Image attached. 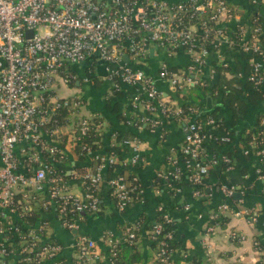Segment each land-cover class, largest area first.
<instances>
[{
  "label": "built area",
  "instance_id": "built-area-1",
  "mask_svg": "<svg viewBox=\"0 0 264 264\" xmlns=\"http://www.w3.org/2000/svg\"><path fill=\"white\" fill-rule=\"evenodd\" d=\"M251 2L259 6L264 0ZM234 17L227 0H0V264H58L60 247L51 240L49 222L43 218L51 210L63 230L76 233L74 264H113L120 245L140 242L138 225L122 229L117 237L108 233L102 238L103 256L95 240L77 234L84 218L99 211L102 184L119 212L141 203L143 191L136 176L114 171L104 178L117 159L112 152L94 148L105 124L86 111L82 94L72 93L79 81L87 82L72 71L76 63L100 62L115 93L123 86L132 90L135 113L126 126L157 129L169 121L183 123V161L170 162V175L186 174L195 196L210 168L219 164L233 168L228 156L206 149L209 140L231 144L222 122L195 118L198 110L189 106L184 110L181 97L204 85L209 53L226 45L248 57L246 81L264 99L262 28L254 19L252 26L229 35L220 23ZM154 47L168 56L182 51L188 65L180 70L170 69L164 61L151 65L149 49ZM139 106L143 112L138 113ZM58 111L64 112V122L54 119ZM207 129L223 135L212 138ZM91 134L92 140L85 143ZM260 138L252 137L244 155L254 151L262 157ZM119 146L129 151L128 159L119 163L133 171L141 163L139 141L121 139ZM70 154L75 160L68 166ZM72 181L80 183V194L71 192ZM222 191L227 198L235 189ZM228 210L225 203L219 205L209 220L219 221ZM36 211L43 215L35 223L22 222ZM158 212L144 233L156 248L151 264H173V230L167 228L171 219L162 208ZM254 248L264 256V247L254 243Z\"/></svg>",
  "mask_w": 264,
  "mask_h": 264
},
{
  "label": "crops",
  "instance_id": "crops-1",
  "mask_svg": "<svg viewBox=\"0 0 264 264\" xmlns=\"http://www.w3.org/2000/svg\"><path fill=\"white\" fill-rule=\"evenodd\" d=\"M227 2L235 12V17L221 22V29L233 35L239 28L250 27L252 21L257 18L264 36V3L254 6L251 0ZM243 58L237 49L230 46L221 45L212 50L203 69L204 85H216L220 67L228 68L229 73L225 75L227 79L245 84L247 75L244 71L248 62ZM149 61L151 65L164 61L172 70H180L188 65V58L182 51L168 56L156 47L152 56H149ZM83 66V74L79 77L86 78L87 82L79 81L74 85L72 93L82 94L85 100L90 97L91 100L86 101V111L103 119L105 128L99 144L102 151L119 146L122 138H136L139 141L141 163L134 167L132 172L138 178L143 195L141 203L132 204L119 212L113 206L107 186L102 184L100 204L103 206V214L86 216L77 234L95 240L99 254L105 256L106 249L101 243L106 234L112 233L117 237L122 229L138 225L142 231L139 242L142 251L135 264H151L153 255L148 257L151 255V244L145 237L147 230H143V227L155 222L159 215L158 208H162L171 219L173 239L170 260L173 264H257L262 254L255 250L254 243L264 247V179L260 178L264 177V154L261 158L257 157L254 151L244 155L248 145L238 143V140L249 133L252 137L260 135L264 149V126L259 124L260 130L256 123L257 115L264 112V99L256 104H249L246 112L241 115L238 112L239 115H234V110L222 103L223 95L219 90L212 93L208 91L204 100L199 103L201 108L195 118L204 120L207 114L217 110V119L229 130L236 143L233 144L234 154L231 158L233 168L227 170L221 164L210 168L203 179L199 196H195V189L188 183L186 174L181 172L173 178L170 175L173 172L170 162L174 159L179 163L183 161L180 155L185 135L183 123L169 121L157 129H135L126 126L124 122L135 113L130 100L132 90L123 86L122 91L115 93L112 81L106 78L104 66L100 62L89 66V77L86 76V65ZM72 93L70 91V94ZM109 99L110 107L116 106V114L107 106ZM241 99L245 101V95L241 96ZM139 110L143 112L140 106L137 108L138 113ZM118 116L123 120L118 119ZM207 131L211 132L212 138L223 135L221 131ZM224 147L228 146L213 140L206 143L210 154L219 155ZM69 157L72 165L75 156L70 154ZM127 159L125 156L123 161ZM179 167L182 168L181 165ZM257 170H260L261 175ZM111 174L104 172V178ZM228 188H234L235 191L226 198L222 190ZM70 189L73 194L81 193L80 183L77 181L70 182ZM236 193L239 194L238 197H234ZM223 203L229 210L223 214L226 223L221 226L218 221H210L209 216ZM43 218L49 222L48 234L51 240L60 247L56 258L58 264H74L73 243L76 233L63 230L52 210L44 214ZM233 233L235 238L232 237ZM97 264L107 263L104 261Z\"/></svg>",
  "mask_w": 264,
  "mask_h": 264
},
{
  "label": "trees",
  "instance_id": "trees-1",
  "mask_svg": "<svg viewBox=\"0 0 264 264\" xmlns=\"http://www.w3.org/2000/svg\"><path fill=\"white\" fill-rule=\"evenodd\" d=\"M257 25L259 27H261L258 19H257ZM260 40H261V43H264V36L263 35L260 36ZM241 55L244 56L243 60L247 61L248 57L245 56L242 53H241ZM84 65H86V69H85L86 70L85 71L86 72V76L89 77V73H88L89 69L88 68H89V66H92V65L90 64V62H86V63H84ZM218 70L219 71H217V72L219 74V80L216 83V85H212V84L206 85L205 84V85H202L200 87L190 88L188 90L187 94L184 95V97H181L184 100V102H185L184 104H182V108L184 110L188 106L189 107H194L196 110H199V108H201L199 103L202 100H204V97H205V95H207L208 91H210V93H212L214 90H219V92L223 95V98L221 99L222 103L226 104L230 108H232L234 110V115L238 114V113L240 115L245 113L249 104H251V105L252 104H256L258 101L263 100V98L261 96V91L255 89L252 86L251 83L246 82L245 84L242 85V84L233 82V80H231V79H227L226 76H225V75H227L229 73V70H228L227 67H220ZM248 70H249V66H247V68L244 71V73L246 75L248 73ZM72 71L74 72L73 69H72ZM243 95H245V98H246L245 101H243L241 99V96H243ZM109 101H110V99L107 100V106L108 107H110ZM110 108H111V110L113 111L114 114L117 113L116 106H113V107H110ZM235 109H236V111H235ZM64 116L65 115H64L63 111H58L56 113V115L54 116V119L57 120V122H64V120H63ZM206 116L217 119V117H218L217 110H214V111L210 112ZM118 119L123 120L121 116H118ZM263 121H264V112H261L256 117V123H257V125H259V124L261 125V123ZM100 122L103 123V119H101V118H99L97 116V123H100ZM176 122L180 123L181 121L180 120H176ZM221 128L224 129L228 133V135H229V137L231 139V144L228 145L227 148L224 147L225 149H223L222 154L228 156L231 159L233 154H234V148H233L234 145L233 144H234V142L236 143V141L232 137V134L229 132V130L226 127L222 126ZM260 130H261V126H260ZM102 132H103V130L101 132H99V133L97 132V138L95 137L97 139V148L96 147H94V148L97 149V152L101 151V148H100L99 144H100V141H101ZM251 139H252V136H251V133H249V134L243 135V138L241 140H238V143H242L243 145H246V144L250 143ZM91 140H92V134L90 136H87L84 139V142L88 144ZM223 146H225V145H223ZM106 152L107 153L112 152V154L117 159V163L115 165H113L112 167H109L107 169L108 173H112L114 171H118L119 173H122V174L126 175L127 177L136 176L135 173L132 172V170H129V167L123 166V165H121L119 163L120 161L123 160V158L125 156L129 155V151L127 149H125L122 146H115V147H112V148L106 150L105 153ZM81 160L86 162L85 158L81 159ZM67 165L70 166L71 163L68 162ZM98 196H99V199H100V192H99ZM111 200L113 202V206L115 207L114 201H113L112 198H111ZM102 207H103L102 204H100V202H99V211H97L96 215L97 214H103ZM42 215H43L42 213H39L37 211L36 212H32V213H30V215L24 217L22 222L23 223H28V224H33V223H35L36 220L41 218ZM217 223L219 225L223 226V224L226 223V219H224L222 217ZM151 226H152V223L149 224V225L147 224V225H145L143 227V230H148ZM167 228L172 229V226L169 225V226H167ZM140 229L141 228H139L135 232L136 235L139 236V237H140L141 232H142ZM149 248H150L151 255H148V257H151L155 253L156 248L152 244L150 245ZM171 248H172V244H171ZM141 251L142 250L140 249V246H139L138 243L133 244L132 246L128 245V246H125V247L120 245L118 253H117V257L113 261V264H135L138 261V259L140 258V256H141ZM150 252L148 254H150ZM193 264H198V263H193ZM257 264H264V256L263 255H262L260 261Z\"/></svg>",
  "mask_w": 264,
  "mask_h": 264
},
{
  "label": "rangeland",
  "instance_id": "rangeland-1",
  "mask_svg": "<svg viewBox=\"0 0 264 264\" xmlns=\"http://www.w3.org/2000/svg\"><path fill=\"white\" fill-rule=\"evenodd\" d=\"M84 64H81V63H76V64H74L72 67H73V70H74V72L78 75V76H80V75H82L83 74V71H84V66H83ZM91 99H90V97H86V101H90Z\"/></svg>",
  "mask_w": 264,
  "mask_h": 264
},
{
  "label": "water",
  "instance_id": "water-1",
  "mask_svg": "<svg viewBox=\"0 0 264 264\" xmlns=\"http://www.w3.org/2000/svg\"><path fill=\"white\" fill-rule=\"evenodd\" d=\"M153 51H154V48L149 49V56H152ZM216 77H217V76H215V78H216ZM238 196H239L238 193H236V194L234 195V197H238Z\"/></svg>",
  "mask_w": 264,
  "mask_h": 264
}]
</instances>
